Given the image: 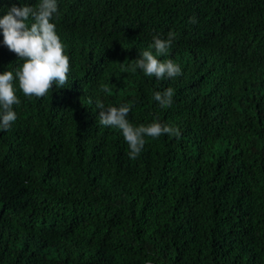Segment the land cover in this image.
<instances>
[{
	"label": "trees",
	"instance_id": "obj_1",
	"mask_svg": "<svg viewBox=\"0 0 264 264\" xmlns=\"http://www.w3.org/2000/svg\"><path fill=\"white\" fill-rule=\"evenodd\" d=\"M35 3L0 0V16ZM51 22L68 83L41 99L17 89L0 130V264H264V0H58ZM169 32L157 59L182 74L133 72ZM19 63L0 32V73ZM98 99L179 137H146L129 159Z\"/></svg>",
	"mask_w": 264,
	"mask_h": 264
},
{
	"label": "clouds",
	"instance_id": "obj_2",
	"mask_svg": "<svg viewBox=\"0 0 264 264\" xmlns=\"http://www.w3.org/2000/svg\"><path fill=\"white\" fill-rule=\"evenodd\" d=\"M56 15L58 0H36L34 5L12 4L5 14L0 16L3 44L15 53L20 61L14 72L5 70L0 73V130L10 129L17 119L13 110L15 105L21 103L16 94L17 89L29 99H41L49 94L53 86L60 89L68 83L70 60L65 54V45L56 32V25L51 22ZM190 22L195 23V20L190 18ZM176 38L174 32H169L166 39L153 36L150 48H154L155 55L151 50H144L136 59L132 71L135 72L139 68L145 76H154L156 79L180 76L182 70L177 63L171 59H157V56L168 54ZM173 96L172 88L153 93V98L161 109L172 106ZM96 107L100 110V124L121 132L128 145L129 159L135 160L140 156L146 137H179L177 128L159 121L134 127L128 119L131 108L127 104L106 107L98 99Z\"/></svg>",
	"mask_w": 264,
	"mask_h": 264
},
{
	"label": "water",
	"instance_id": "obj_3",
	"mask_svg": "<svg viewBox=\"0 0 264 264\" xmlns=\"http://www.w3.org/2000/svg\"><path fill=\"white\" fill-rule=\"evenodd\" d=\"M147 264H152V263H147Z\"/></svg>",
	"mask_w": 264,
	"mask_h": 264
}]
</instances>
